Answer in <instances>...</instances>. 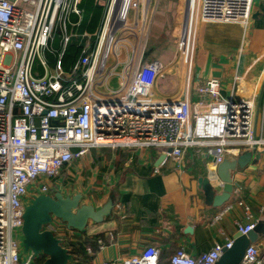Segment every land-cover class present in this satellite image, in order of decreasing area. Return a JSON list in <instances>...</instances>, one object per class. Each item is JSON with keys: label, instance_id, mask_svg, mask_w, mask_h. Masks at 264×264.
Segmentation results:
<instances>
[{"label": "built area", "instance_id": "obj_1", "mask_svg": "<svg viewBox=\"0 0 264 264\" xmlns=\"http://www.w3.org/2000/svg\"><path fill=\"white\" fill-rule=\"evenodd\" d=\"M83 1L0 0V264H32L23 261L18 245L30 190L42 182V191L48 193L49 183L63 166L91 149H159L166 155L154 168L160 173L170 159L181 163L186 149L209 147L214 156L211 176L217 179V166L226 153L238 156L264 149V115L258 130L253 97L223 98L220 79L210 78L196 85L198 99L191 102V20L178 36L170 62L157 58L140 66L151 36L154 0H95L103 7L100 25L93 33H78ZM253 1L195 0L191 18L247 28ZM142 28L147 30L140 34ZM127 30L137 36L135 44L125 37ZM75 36H81L84 45L67 70L62 60ZM178 61L186 82L184 97L157 95L158 81ZM235 206L249 220L235 221L236 233L247 235L261 218L245 201L226 204L212 222L221 221ZM260 211L264 221V205ZM220 232L222 240L200 256L178 248L168 264H217L234 244L232 235ZM97 242L102 249L104 241ZM86 251L94 252L92 247ZM161 263V250L153 245L128 258L103 262ZM241 264H264V238L248 246Z\"/></svg>", "mask_w": 264, "mask_h": 264}, {"label": "crops", "instance_id": "obj_2", "mask_svg": "<svg viewBox=\"0 0 264 264\" xmlns=\"http://www.w3.org/2000/svg\"><path fill=\"white\" fill-rule=\"evenodd\" d=\"M192 10H188L183 27L190 21ZM197 24L193 74L188 77L191 102L198 99L195 90L198 83L218 78L222 84L221 97L233 96L235 101L255 99L259 130L264 115V0L253 1L252 19L247 28L238 23L199 20ZM158 58L163 59V54ZM184 80L178 61L158 81L155 93L166 98H182L186 90ZM122 152L124 158L118 157L116 148L91 149L65 164L59 176L51 180L53 183L64 181V189L73 191L90 184L88 200L97 204L108 191L112 173L117 180L126 167L136 166L139 170V174L128 173L120 184L125 203L116 210L114 218L99 224L89 223L86 231L90 232L79 237L103 236L99 239L105 245L102 249L97 246L89 264L128 258L149 245L161 250L167 264L178 248L198 257L222 240L220 231L234 237L235 221H249L242 208L235 206L221 221L212 222L226 204L240 200L249 204L255 217L261 218L260 224H264L260 211L264 205V149L253 163L234 174V191L221 207L209 205L198 186V177L209 176L213 186L218 191L221 189L219 179L211 176L214 156L209 147L186 149L182 162L170 159L158 177L151 170L161 155L159 149L125 148ZM188 227L192 232H185Z\"/></svg>", "mask_w": 264, "mask_h": 264}, {"label": "water", "instance_id": "obj_3", "mask_svg": "<svg viewBox=\"0 0 264 264\" xmlns=\"http://www.w3.org/2000/svg\"><path fill=\"white\" fill-rule=\"evenodd\" d=\"M169 29H164L147 40L140 66L159 57L169 42ZM191 134L192 128L187 129V135ZM261 154L260 151H245L238 156L226 153L217 166V177L221 182L220 191L213 186L209 176L198 177V186L204 192L206 202L214 207L227 203L236 185L234 174L245 169ZM165 157L164 153L159 156L151 170L152 175H161V172L155 173L154 168ZM138 171L136 166L126 167L117 180L112 173L108 191L97 204L88 200L90 184L86 187L81 185L73 191L64 189V181L50 182L48 193L42 191V182L34 184L26 198L23 226L18 233V245L23 261L28 260L36 264L37 260L44 257L42 264H78L79 258L72 251L75 240L87 232L89 223L99 224L114 218L116 210L125 203L120 184L128 173L139 174ZM259 225L264 230V224L259 223L247 235L236 233L233 246L223 253L217 264H241L248 246L261 236L257 231ZM191 230L192 228L188 227L185 232H192ZM55 231H65V235L59 236Z\"/></svg>", "mask_w": 264, "mask_h": 264}, {"label": "trees", "instance_id": "obj_4", "mask_svg": "<svg viewBox=\"0 0 264 264\" xmlns=\"http://www.w3.org/2000/svg\"><path fill=\"white\" fill-rule=\"evenodd\" d=\"M83 8V17L79 26H77L76 31L81 33L83 31L94 32L97 30L98 26L100 25L102 14H103V7L100 4H97L95 0H84L82 4ZM73 20H76V16L72 17ZM84 45V40L81 36H75L71 39L70 43L68 44L65 55L62 60L65 69H70L74 62L77 60L78 56L82 52V48ZM54 46H58V38L57 41L54 43ZM123 148H116V152L119 158H124V154L122 152ZM103 238L101 235L95 236H87L84 235L81 238H78L77 241L74 242L72 246V251L75 255L79 258L78 264H89L94 255L88 254L86 249L87 247H92L93 251L96 250L98 246V239ZM44 261V257H41L36 264H42ZM167 264L162 256V263Z\"/></svg>", "mask_w": 264, "mask_h": 264}, {"label": "rangeland", "instance_id": "obj_5", "mask_svg": "<svg viewBox=\"0 0 264 264\" xmlns=\"http://www.w3.org/2000/svg\"><path fill=\"white\" fill-rule=\"evenodd\" d=\"M195 0H154L153 3L156 5V21L155 25H151V36L155 35L158 32L163 31L164 29L170 28L171 34L169 37V42L167 46L163 49L162 53L165 61H170L174 58L175 52H176V41L178 39V36L180 35L183 26H184V18H186L188 10L190 11L192 9V6L194 5ZM192 12V11H191ZM133 13L130 15V19L132 20ZM154 16V19H155ZM191 24L189 23V28L191 29V42L195 43V39L197 36V22L198 19L196 16L193 18H190ZM161 26V27H160ZM137 30V29H136ZM141 30L139 33L143 34L144 31H146V28L139 29ZM138 30V31H139ZM130 34V32L127 30L125 31V37L126 35ZM131 38V42L136 40L135 38L137 36L128 35ZM128 46V45H127ZM160 54V55H161ZM159 55V57H160ZM257 231L261 236H264V230L262 229V226H258ZM90 231H87L89 233Z\"/></svg>", "mask_w": 264, "mask_h": 264}, {"label": "flooded vegetation", "instance_id": "obj_6", "mask_svg": "<svg viewBox=\"0 0 264 264\" xmlns=\"http://www.w3.org/2000/svg\"><path fill=\"white\" fill-rule=\"evenodd\" d=\"M38 261V260H37Z\"/></svg>", "mask_w": 264, "mask_h": 264}]
</instances>
